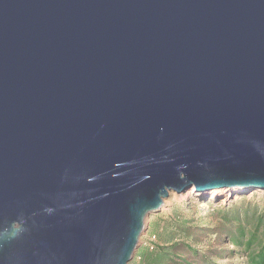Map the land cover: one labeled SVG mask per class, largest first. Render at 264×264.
I'll list each match as a JSON object with an SVG mask.
<instances>
[{"label": "water", "instance_id": "water-1", "mask_svg": "<svg viewBox=\"0 0 264 264\" xmlns=\"http://www.w3.org/2000/svg\"><path fill=\"white\" fill-rule=\"evenodd\" d=\"M191 188L264 191V0H0V264H128Z\"/></svg>", "mask_w": 264, "mask_h": 264}, {"label": "rangeland", "instance_id": "rangeland-1", "mask_svg": "<svg viewBox=\"0 0 264 264\" xmlns=\"http://www.w3.org/2000/svg\"><path fill=\"white\" fill-rule=\"evenodd\" d=\"M212 191L219 190L206 191L208 194L201 196L196 194L203 192L192 188L179 194L169 192L160 210L145 219V230L128 264H148L141 253L156 250L150 243L165 247L168 254L161 264H246L247 252L235 247L228 238L229 234L237 235L236 222L226 223L223 214L228 209L227 218L232 220L236 212L243 215L245 210L249 214L264 211V191ZM185 245L197 253L187 250Z\"/></svg>", "mask_w": 264, "mask_h": 264}, {"label": "trees", "instance_id": "trees-1", "mask_svg": "<svg viewBox=\"0 0 264 264\" xmlns=\"http://www.w3.org/2000/svg\"><path fill=\"white\" fill-rule=\"evenodd\" d=\"M256 208V204L253 206ZM223 219L226 223H234L237 225V235L229 234L228 238L235 247H240L243 251H246V264H264V211L257 213L254 210L249 214V210H245L243 215L236 212L232 220L227 218L228 209L224 211ZM250 226V229H246V226ZM261 230V232H259ZM150 247L156 250H145V253H141L143 259L148 260V264H161L162 258L168 253L164 251L165 247L154 246L150 243ZM186 249L192 251L194 254L196 250L190 249L185 245ZM155 253V254H154ZM211 264V263H207Z\"/></svg>", "mask_w": 264, "mask_h": 264}, {"label": "bare ground", "instance_id": "bare-ground-1", "mask_svg": "<svg viewBox=\"0 0 264 264\" xmlns=\"http://www.w3.org/2000/svg\"><path fill=\"white\" fill-rule=\"evenodd\" d=\"M225 190L226 189H220L219 191H212V193H223V192H225ZM192 191H193V189H192ZM228 191H230V192H232L231 190H228ZM243 191V189H238V190H235V191H233L232 193H237V192H242ZM204 193H206V194H208V192H203V193H198V194H196L197 196H201V195H203Z\"/></svg>", "mask_w": 264, "mask_h": 264}]
</instances>
